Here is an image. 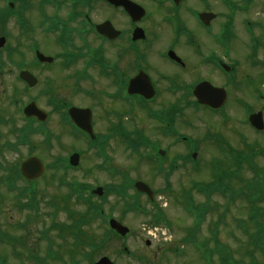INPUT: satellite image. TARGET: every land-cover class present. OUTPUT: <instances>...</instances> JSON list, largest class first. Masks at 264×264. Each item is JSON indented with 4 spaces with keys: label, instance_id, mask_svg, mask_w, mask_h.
Masks as SVG:
<instances>
[{
    "label": "flooded vegetation",
    "instance_id": "1",
    "mask_svg": "<svg viewBox=\"0 0 264 264\" xmlns=\"http://www.w3.org/2000/svg\"><path fill=\"white\" fill-rule=\"evenodd\" d=\"M130 1L145 10V16L137 22L131 21L124 8L106 0H0V126L6 127L7 133L15 134L18 120L19 128L30 133L32 128L36 130L35 123L47 128L54 119L58 134L69 141L67 135L73 132V124L62 114L66 105L70 108L74 103L65 92L68 86L79 97H93L103 110L99 114L95 107L91 109L90 126L95 137L88 143L90 148L95 147V142L107 140L124 147L128 137L135 136L146 150L167 153L177 145V138L182 142L187 139L179 129H187L190 122L182 116L208 113L225 121L236 116V111L229 109L233 103L251 110L246 113L240 107L239 116H264V88L249 85L251 93L246 97L230 91L240 90L236 73L221 68L223 56L214 40L220 24L224 20L231 22L230 17L210 11L209 0ZM253 1L245 0L246 6ZM240 2L243 4L244 0ZM34 4L38 7L36 21L31 14ZM232 4L236 9L242 6L238 1ZM203 13H215L216 17L205 25L200 19ZM101 14L102 20H96ZM107 21L117 33L102 37L95 32V26ZM259 21L256 25L261 32L247 35L246 40L254 50L263 48V53L251 57V68L257 69L255 75L264 74V21ZM141 35L143 39L137 37ZM209 37L213 47H207ZM179 41L187 45V54L177 45ZM36 52L52 60L41 61ZM210 57L217 62H210ZM139 74L149 78L154 92L151 98L126 94L130 81ZM247 79L251 84L255 80L251 75ZM201 82L225 90V102L220 109L213 111L197 103L193 89ZM89 84H94V93ZM32 102L48 116L45 122L34 118L21 120L22 109ZM100 129L104 134H100ZM151 134L156 138L154 142L149 139ZM78 137L77 144L85 142ZM217 137L226 147L233 145V138L232 147L239 146L240 139L245 145L249 140L231 128ZM0 227L5 229L4 225ZM6 237L17 239L13 231L0 233V263L9 264L7 259H15V251L22 242L19 236L18 243L4 245L1 241ZM36 238L38 244L41 237ZM17 258L23 260L22 255ZM46 260L36 250L27 248L23 262L45 264Z\"/></svg>",
    "mask_w": 264,
    "mask_h": 264
},
{
    "label": "rangeland",
    "instance_id": "2",
    "mask_svg": "<svg viewBox=\"0 0 264 264\" xmlns=\"http://www.w3.org/2000/svg\"><path fill=\"white\" fill-rule=\"evenodd\" d=\"M235 1H238V4H240L242 0ZM209 2L210 11H218L221 12L222 16H225V10L220 0H209ZM245 3L244 0L243 4L241 3L240 5L246 9V12H237L236 17L231 21V23L234 22L231 30L225 33V36L232 39L230 44L232 45L230 60L235 63L234 72L236 73V82L240 88V90L231 88L230 91L233 90L243 95L246 94V97L250 95L246 86L249 75L255 79L253 85L260 89L264 88V74L255 75L257 69L250 68L247 62L248 58L263 53V48L260 47L254 50L250 42L246 41L247 35H258L261 32V30H259V25L256 24L260 22L259 20L264 21V13H260L258 7L259 0H254L251 5L247 7ZM31 14L36 21L38 17V7L36 4L32 6ZM102 16L104 15H98L96 20H102ZM242 19H249L251 22L252 20H256V24L252 23L251 27H244L245 29H243L241 26ZM258 41L261 44L260 39H258ZM177 45L181 47L183 54H187L188 47L185 42L179 41ZM207 47H213L211 37L208 39ZM228 79H230V77L226 78V80ZM90 87L95 89L94 84H91V86L89 84L88 88ZM65 92H67L69 99L74 102L72 103L74 106H77L76 104H81L83 107H95L97 113H103L99 103L96 101L91 102L89 96L79 97L70 86L65 88ZM229 109L236 111V116H229L225 121L221 120L220 116H208V113H205L204 116H182L192 122L189 129L184 128V130H179L180 133L187 136V138L194 140V150L197 153L194 159L195 162L197 161L196 166L188 160V148L185 146L181 147L180 144H177L173 148H169V153L167 152L164 156L169 160L173 156V160H165L162 165V171L166 173L172 161L177 160L178 162L177 168L169 172L167 176L171 192L165 195L159 194L157 196L164 213V220H161V224L158 225V228L159 226L166 227L172 236V241L165 243L158 234H156V238H154L153 231L151 230L153 224L150 221V215H145V213L139 214L136 210L124 212L127 208V200L124 201L110 193L111 195L108 196L106 202L102 204L104 212L106 215L111 214L115 219L121 220L123 225L130 229L131 233L123 239H116L114 237L109 239V242L106 243V247L101 249V254L96 259L105 253V256H108L114 264H205L206 261L201 258L197 249L192 245V242H185L187 233L195 231L194 228L191 227L193 226L194 218L184 209L185 195V197H188L194 204L203 203L207 207L205 219L198 223L200 230L196 233V240L206 243L209 248L207 251L211 250L213 252V264H220L219 255L223 253L229 255L233 263L247 264L253 261L254 264H264V246L258 245V248L255 249L251 243H247V238L255 231V224L247 217L249 207L247 208L248 203L246 200H243V198L247 200L249 198L250 189H247L248 184L246 180L250 178L252 173L247 171L248 169L245 168V165L242 167L240 166V168L236 165L235 160L232 161L230 159V156H228L225 150L227 148L225 145H222L223 147L219 149L213 147L218 140L217 136L220 133L227 132L229 128H231L232 132L235 131L244 134L250 141H256L255 138L251 137L256 135L242 123V118L239 116L240 106L233 103L229 106ZM17 123H21L20 120H18ZM133 124L134 123H132L131 127L129 126L128 129H131ZM49 126V131L54 133L60 132L55 128L54 119L51 120ZM100 134H104L103 129H100ZM154 134L157 138L155 132ZM0 136L3 142L13 140V138L8 137L6 127L0 126ZM150 136L149 139L152 140L151 142H154L156 139L155 136L152 134ZM257 138L261 141L259 143L263 145L264 133ZM41 141L42 137L38 133L32 136L31 152L39 156L46 165L55 162L57 157H65L73 151L72 148H76L75 145H78V148H76L78 149L77 151L82 152L80 153L81 167L80 169L68 171L66 175H62L60 170H56L53 180L50 178L51 174L53 175V171L50 172L52 169H49V171L44 173L45 175L42 180L40 179V181L32 183L33 186H37L36 198L38 210L35 213L22 206L18 207L20 202L26 203L25 197L16 198L17 190H22L19 181L14 183L15 190L8 192L4 197L2 195L5 194L6 191L3 190V186H0V195L2 196L0 200V225H4L5 230L13 231L16 236H22V245H20L17 250L22 253L23 260L27 248L36 250L38 255L47 258V247L49 248L51 245V254L54 253L51 257H60L63 259L58 262L56 260H48L47 258V262L52 264H71V262H67L69 255L67 251L72 249L73 240L67 236H65V240L60 239L57 236L58 232L55 231L56 228L52 231V226L60 225L65 227L68 220V212L78 211L80 213L85 210V206L81 201L70 198V195H68V187L65 184H69L72 178L75 179V181L91 185L93 188L95 186H102L105 188L109 184L115 185L121 182L123 180L121 173H123L126 175L127 180L144 181L155 190L164 189L166 186L165 175L161 173L162 171L159 172L154 162L145 159L147 150L144 148H139V151H132L127 145L119 147L115 146L117 143H114V141L107 140L104 145V154L106 153L110 161L109 164L107 163L105 166L102 164L100 160L101 156L98 155L96 149H89L86 147V144H77L75 143L77 140L74 138L68 141L65 135H62L60 141L64 144V148L57 145L53 148L55 141H53V146L51 148L47 147ZM231 143L234 144V138ZM162 145L165 146V143ZM29 149L28 146H20L18 151H3L0 154V163L4 167L13 168L18 161L27 156L30 151ZM216 160L220 163L219 167L222 170L226 168L230 170H236L237 167L240 168L234 178L226 181V186H230L232 191H236V189L241 187H244V190L240 195L236 193L233 200L230 202L227 200V198H231L227 194L230 191L222 193L221 190H216L209 198L198 193V186L202 185V183L206 185L211 182L214 168L211 164L212 161ZM255 164L261 170V176L264 177V158L256 157ZM109 165L112 167L110 170ZM111 171L114 174H111ZM5 173V169H1L0 178H2ZM194 183H196V188L193 187ZM262 188L264 191V184H262ZM263 191L257 189L252 195L258 194L264 197ZM129 193H133V190H130ZM49 200L59 202L57 210L53 209V206L48 204ZM92 201L96 203L99 200L95 196ZM140 202L143 206L147 207L146 200L145 202L144 200ZM260 205L264 206V201H262ZM64 207L66 211H63L62 208ZM191 211L195 216H198L201 209H191ZM48 214H50V217ZM36 217H38V220ZM197 218L198 221L201 220V216ZM21 225H24V228H20L19 226ZM106 228V225H104L100 219H93L91 221V227H84L83 230L85 234L87 232V234H90L95 240L99 241L103 232L106 231ZM2 229L4 228L2 227ZM261 229H264V225ZM42 231L44 233H41ZM255 233H257V231L253 234ZM42 235H44L45 238H43ZM38 236H40L41 239L39 243L36 244L35 240H38V238H36ZM47 238L49 241H52V244L49 245ZM146 241H149V245L147 246L145 245ZM198 242L195 245L201 249V244ZM218 243L224 245L225 248H220ZM260 243L264 245V240L261 239ZM252 247L255 250H253ZM123 248H126L129 254H124ZM176 249L178 251H175ZM249 250H252L253 257L246 254ZM72 261H74L75 264H88V261L83 259L82 256H74ZM7 262L9 264H24L19 259H7Z\"/></svg>",
    "mask_w": 264,
    "mask_h": 264
},
{
    "label": "water",
    "instance_id": "3",
    "mask_svg": "<svg viewBox=\"0 0 264 264\" xmlns=\"http://www.w3.org/2000/svg\"><path fill=\"white\" fill-rule=\"evenodd\" d=\"M113 3L116 5H123L125 6L129 11L131 10V3L127 0H111ZM127 4V5H126ZM131 4V5H130ZM76 157V156H74ZM74 157L71 158V161L76 160ZM21 173L25 176L28 177L29 179L37 178L42 174L43 167L41 162L36 159V158H30L26 162L21 164ZM136 188L140 191H149L148 188L142 184V183H136L135 184ZM99 189L97 190V192ZM100 192V191H99ZM111 226L119 232L121 235L126 234L127 229L120 226L118 223L115 221H111ZM97 264H111L110 262L107 261V259H102L100 262Z\"/></svg>",
    "mask_w": 264,
    "mask_h": 264
},
{
    "label": "trees",
    "instance_id": "4",
    "mask_svg": "<svg viewBox=\"0 0 264 264\" xmlns=\"http://www.w3.org/2000/svg\"><path fill=\"white\" fill-rule=\"evenodd\" d=\"M95 209V208H94ZM97 211V210H96ZM260 211H259V209L257 210V213H259Z\"/></svg>",
    "mask_w": 264,
    "mask_h": 264
}]
</instances>
